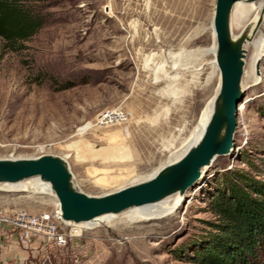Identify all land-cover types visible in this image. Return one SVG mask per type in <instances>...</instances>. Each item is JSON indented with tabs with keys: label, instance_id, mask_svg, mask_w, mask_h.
Instances as JSON below:
<instances>
[{
	"label": "rangeland",
	"instance_id": "obj_1",
	"mask_svg": "<svg viewBox=\"0 0 264 264\" xmlns=\"http://www.w3.org/2000/svg\"><path fill=\"white\" fill-rule=\"evenodd\" d=\"M15 1L44 25L15 44L0 37V158L63 157L75 185L91 195L176 161L219 86L203 53L216 0ZM254 72L260 79L239 104L233 152L213 161L172 216L73 226L80 237L26 264H199L195 250L216 232L211 202L223 175L264 181V57ZM108 111L125 117L100 120ZM54 206L48 194L0 190L1 211Z\"/></svg>",
	"mask_w": 264,
	"mask_h": 264
},
{
	"label": "water",
	"instance_id": "obj_2",
	"mask_svg": "<svg viewBox=\"0 0 264 264\" xmlns=\"http://www.w3.org/2000/svg\"><path fill=\"white\" fill-rule=\"evenodd\" d=\"M238 1L216 0L212 20L215 62L219 86L213 111L199 141L174 162L164 165L153 177L101 195L81 191L74 183L70 166L63 157L42 154L29 158H0V183H17L38 177L54 192L65 222L91 221L105 214L154 203L174 193L186 195L199 180L202 169L234 147L239 104L243 101L242 77L247 33L233 37L231 13ZM264 11V7H263Z\"/></svg>",
	"mask_w": 264,
	"mask_h": 264
},
{
	"label": "trees",
	"instance_id": "obj_3",
	"mask_svg": "<svg viewBox=\"0 0 264 264\" xmlns=\"http://www.w3.org/2000/svg\"><path fill=\"white\" fill-rule=\"evenodd\" d=\"M43 25L40 15L18 1L0 0V37L7 43L28 40ZM223 178L225 186L211 202L216 232L201 240L196 263L264 264V181L241 171L226 172Z\"/></svg>",
	"mask_w": 264,
	"mask_h": 264
},
{
	"label": "bare ground",
	"instance_id": "obj_4",
	"mask_svg": "<svg viewBox=\"0 0 264 264\" xmlns=\"http://www.w3.org/2000/svg\"><path fill=\"white\" fill-rule=\"evenodd\" d=\"M263 7L264 0H258L255 2L238 1L234 4L231 13V31L233 37H238L242 32H246L248 36V39L244 44V48L246 50L245 66L242 77V87L244 93L246 90L255 86L260 79L256 76L254 68L259 67L260 62L264 57ZM215 50L216 44L213 31L212 44L209 48L204 50L203 53L205 52L206 56L209 54L212 56L210 64L219 78V71L217 70V65L215 62ZM217 91L211 100L203 107L197 125L189 132L188 141L185 145V148L177 158L175 157L174 160L182 157L189 147L195 145L201 138L212 114ZM78 130H83V128ZM233 150L234 147L230 154L233 152ZM161 168L162 167L155 169L149 176L139 180L138 182L153 177ZM208 168L209 166H206L202 169V174L199 180L203 177L205 171ZM198 181L195 183V185L198 183ZM48 188H50V185L47 182H43L38 177L28 178L17 183H0V190L3 191H29L37 194H48L53 198L55 206H58L59 203L54 192L51 189L48 190ZM49 192L51 193L49 194ZM184 197L185 195H181L177 192L165 197L160 201L142 206L131 207L117 214H105L88 222L69 223L74 224L75 227L88 229L99 225L118 228L120 226H129L132 223L160 220L172 216L182 205Z\"/></svg>",
	"mask_w": 264,
	"mask_h": 264
},
{
	"label": "built area",
	"instance_id": "obj_5",
	"mask_svg": "<svg viewBox=\"0 0 264 264\" xmlns=\"http://www.w3.org/2000/svg\"><path fill=\"white\" fill-rule=\"evenodd\" d=\"M112 114L125 117L122 111H108L100 115V120L110 119ZM0 224L15 231L21 246L27 250L35 248L46 252L49 247H64L74 237L81 236L72 232L74 224L62 220L59 204L39 213L22 208L8 212L0 210Z\"/></svg>",
	"mask_w": 264,
	"mask_h": 264
},
{
	"label": "crops",
	"instance_id": "obj_6",
	"mask_svg": "<svg viewBox=\"0 0 264 264\" xmlns=\"http://www.w3.org/2000/svg\"><path fill=\"white\" fill-rule=\"evenodd\" d=\"M6 211V210H4ZM38 249H24L18 239L17 233L9 227L0 224V263L26 264L29 256L41 253Z\"/></svg>",
	"mask_w": 264,
	"mask_h": 264
}]
</instances>
